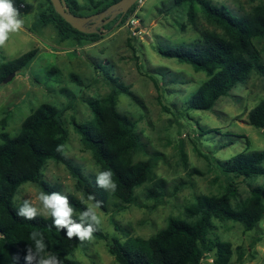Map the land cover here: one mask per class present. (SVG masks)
<instances>
[{
  "label": "rangeland",
  "instance_id": "obj_1",
  "mask_svg": "<svg viewBox=\"0 0 264 264\" xmlns=\"http://www.w3.org/2000/svg\"><path fill=\"white\" fill-rule=\"evenodd\" d=\"M71 1L80 13L89 15L107 0ZM210 1L235 15L250 13L264 4V0ZM39 3L14 0L23 25L0 46V65L36 50L35 59L0 86V124L5 122L1 131L15 137L24 120L42 104L59 108L69 132L64 146L66 160L80 167L88 180L96 179L100 168L72 120L88 123L93 119L86 101L105 98L111 92L106 69L132 94L118 96L117 111L136 123L141 147L134 151L133 162L157 158L149 180L135 190L134 204L118 210L119 201L111 197L107 211L96 209L107 240H87L70 257L72 260L79 264H118L107 241L149 239L165 229L171 217L186 218V209L199 196H221L233 189L235 206L248 200L252 189L264 188V176H227L213 161H229L239 153L264 149V129L252 127L248 120L250 111L264 99V78L251 74L212 111L188 110L189 101L208 80L207 75L158 52V48L195 44L203 31L222 33L199 9L194 25L188 19L187 6H176L174 0H143L125 23L115 27V22L105 31L103 39L78 44L62 42L52 26L43 27L36 21ZM255 45L264 63V44L255 41ZM43 178L52 185L60 184L62 195L95 205L64 164L48 162ZM40 191L37 184H24L15 204L30 199L35 207L42 208ZM151 192L161 202L150 197ZM213 224L211 239L232 244L230 264H264V218L252 231L232 221L214 220ZM205 256L201 264H215L214 251Z\"/></svg>",
  "mask_w": 264,
  "mask_h": 264
},
{
  "label": "trees",
  "instance_id": "obj_2",
  "mask_svg": "<svg viewBox=\"0 0 264 264\" xmlns=\"http://www.w3.org/2000/svg\"><path fill=\"white\" fill-rule=\"evenodd\" d=\"M39 1L36 21L43 27L52 26L62 42L73 40L84 44L103 39L101 34L87 35L74 29L56 13L50 0ZM66 1L72 13L84 15L79 13L74 2ZM118 1L107 0L91 14L104 11ZM174 4L188 7V19L194 25L196 9H199L222 32L203 31L201 39L195 44L158 48L163 57L190 65L196 72H203L208 77L192 96L188 110L212 111L221 98L230 96L233 88L245 83L251 74L256 73L264 78L261 52L255 45V41L264 44V4L243 15H235L224 5H214L210 0H174ZM137 5L129 10L121 24L125 23ZM35 57L36 50H32L15 60L2 63L0 86L11 73L20 72ZM105 78L110 83L111 92L105 98L86 101L93 119L88 123H78L73 119L72 124L84 146L91 151L100 171L110 170L113 173V180L117 184L115 192L109 193L99 188L96 179L88 180L80 167L66 160L64 146L69 132L63 121V111L59 108L42 104L24 120L15 137L0 128V264H27L26 250L28 244H32V232L43 234L46 253L55 254L62 264H79L70 257L87 240L68 238L66 229L58 230L51 216L38 215L33 220H27L17 215L20 205L15 204V197L24 184L34 183L42 191L61 194L60 184L52 185L43 178V170L48 162L64 164L77 179L84 194L95 204L101 202L103 211H107V202L111 197L119 201L118 210L134 204L135 190L153 174L157 158L133 162L134 151L141 147L140 137L135 131L136 123L117 111L118 96H132L130 88L118 83L106 69ZM248 120L252 127L264 129V99L250 111ZM1 126L4 127L5 122ZM60 146L62 150L58 151ZM213 161L227 176H264V149L239 153L229 161ZM235 193L233 189H228L221 196H199L186 209V218L171 217L166 228L149 239L107 241L109 252L118 264H201L205 255L214 251L215 264H230L232 244L219 238L211 239L213 221L241 223L246 231H252L264 218L263 187L252 189L248 200L234 206L232 200ZM155 194L151 192L150 197L161 202ZM66 197L74 208L73 218L78 220L79 213L88 205L73 195ZM93 237L107 240L101 227L93 233Z\"/></svg>",
  "mask_w": 264,
  "mask_h": 264
},
{
  "label": "clouds",
  "instance_id": "obj_3",
  "mask_svg": "<svg viewBox=\"0 0 264 264\" xmlns=\"http://www.w3.org/2000/svg\"><path fill=\"white\" fill-rule=\"evenodd\" d=\"M23 25L19 10L14 7V0H0V46L10 38V34L18 32ZM62 150V146L58 147ZM96 184L106 191L115 192L117 184L113 180L110 170L99 171L96 175ZM42 208L35 207L30 199H24L17 215L27 220H33L38 215H50L53 225L58 230H65L68 238L76 237L79 241L91 240L93 233L99 229L102 220L97 215L96 209L101 207L97 201L94 206H88L79 213L78 220L74 219V208L68 197L58 193L40 191L38 196ZM32 244H28L25 260L27 264H62L59 257L52 253H46V244L43 234L32 232L30 234Z\"/></svg>",
  "mask_w": 264,
  "mask_h": 264
},
{
  "label": "water",
  "instance_id": "obj_4",
  "mask_svg": "<svg viewBox=\"0 0 264 264\" xmlns=\"http://www.w3.org/2000/svg\"><path fill=\"white\" fill-rule=\"evenodd\" d=\"M54 10L60 15L68 24H70L77 31L84 34H101L105 35L100 31L103 27L107 26L111 22L116 21L115 27L122 23V20L129 10L139 0H120L104 11L95 13L90 16H78L71 12L70 7L66 0H50ZM16 76V73H11L3 83L6 84Z\"/></svg>",
  "mask_w": 264,
  "mask_h": 264
},
{
  "label": "flooded vegetation",
  "instance_id": "obj_5",
  "mask_svg": "<svg viewBox=\"0 0 264 264\" xmlns=\"http://www.w3.org/2000/svg\"><path fill=\"white\" fill-rule=\"evenodd\" d=\"M75 6H77L76 3H75ZM79 13H80V12H79ZM80 14H82V13H80ZM90 15H93V14H90ZM90 15H88V16H90ZM82 16H85V15H82ZM116 21H117V20H115V21L111 22L110 24H108L107 26L103 27V28L100 30V31L102 32V34L105 33V31H107V30H109L110 28H112L113 25H114V23H115ZM108 26H109V29H106V30H105V28L108 27ZM102 37H103V35H102Z\"/></svg>",
  "mask_w": 264,
  "mask_h": 264
},
{
  "label": "built area",
  "instance_id": "obj_6",
  "mask_svg": "<svg viewBox=\"0 0 264 264\" xmlns=\"http://www.w3.org/2000/svg\"><path fill=\"white\" fill-rule=\"evenodd\" d=\"M142 1H143V0H139V1L137 2L138 5H139V4L141 5ZM138 5H137V6H138ZM136 8H137V7H136Z\"/></svg>",
  "mask_w": 264,
  "mask_h": 264
}]
</instances>
